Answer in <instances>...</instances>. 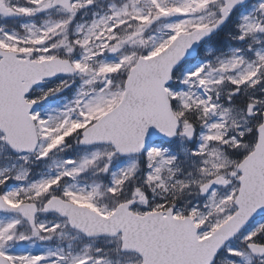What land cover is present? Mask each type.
Here are the masks:
<instances>
[{
    "label": "snow or ice",
    "instance_id": "1",
    "mask_svg": "<svg viewBox=\"0 0 264 264\" xmlns=\"http://www.w3.org/2000/svg\"><path fill=\"white\" fill-rule=\"evenodd\" d=\"M0 264H264V0H0Z\"/></svg>",
    "mask_w": 264,
    "mask_h": 264
}]
</instances>
